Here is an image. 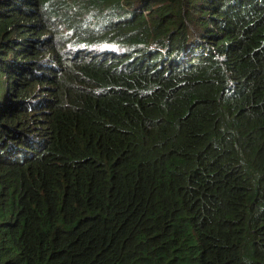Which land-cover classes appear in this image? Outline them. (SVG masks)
<instances>
[{
  "label": "trees",
  "instance_id": "1",
  "mask_svg": "<svg viewBox=\"0 0 264 264\" xmlns=\"http://www.w3.org/2000/svg\"><path fill=\"white\" fill-rule=\"evenodd\" d=\"M0 264H264V0H0Z\"/></svg>",
  "mask_w": 264,
  "mask_h": 264
}]
</instances>
